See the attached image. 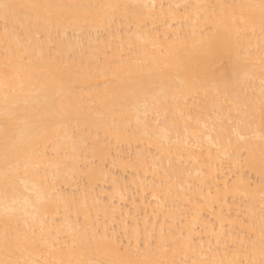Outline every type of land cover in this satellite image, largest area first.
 I'll return each mask as SVG.
<instances>
[{
  "label": "bare ground",
  "instance_id": "6f19581e",
  "mask_svg": "<svg viewBox=\"0 0 264 264\" xmlns=\"http://www.w3.org/2000/svg\"><path fill=\"white\" fill-rule=\"evenodd\" d=\"M14 3L34 5H75L79 7L48 9L37 7L34 13L43 18L50 11L61 15H71L74 19L83 21L92 19L101 13L111 10L100 9L97 5L128 6L119 11L141 14L145 18L158 17V30L152 28L150 22L135 41L136 50L133 53L134 63L121 64L120 53L126 51L129 34L115 31L101 38L100 44L89 43L85 36L79 42L73 57L71 68L66 67L67 59L58 60L53 52L40 55L35 44L29 46L21 36L20 43H5L3 25L0 23V172L4 168V145L7 137L19 135L20 130L28 125L38 123L41 114L53 104L62 111L70 113V122L64 121L66 130L60 133V144L64 158L70 161L82 162L96 159V165L103 169V175L96 178L83 174L77 168L76 174L67 172L69 180L64 183L65 196L71 207L66 213L61 207L59 214L49 211V222L56 217L55 227L59 235L44 237L49 245L43 242L36 247H29L33 258L64 264H248L249 260L260 259V238L264 227V186L259 177L264 174V47L261 46L259 33V13L247 7L259 4L260 0H9ZM175 4L187 5H232L224 13L216 11L217 15H244L251 18L257 28L254 35L241 38L242 70L245 76L242 99L233 102L234 95L228 92L229 99L217 100L210 92L204 102L203 116L220 105H226L230 110V119L245 122L249 131L241 146L244 154L242 173L250 186L246 187L245 195L233 197L223 191L224 180L231 176L227 172L228 164L220 172V179L212 184L195 188L199 181L197 172L206 166L204 157L207 151L201 153L198 148L190 147L198 132L195 123L187 127L181 124L168 129L159 137L151 140L143 137L141 140L123 138V128L129 124L136 126V119L144 120V111H129L128 102L123 96H105L103 94L104 75H91L97 63L108 66L111 71L106 73L109 78L126 81L127 87H134L135 79L174 76L169 67L179 60L187 58V49H181L172 39L166 40L172 29L162 23L168 6ZM147 6V7H145ZM155 6V7H153ZM163 6V7H161ZM193 17V24L199 18L200 26L211 11L208 8L192 7L188 10ZM169 24L172 21L169 19ZM176 26L173 25V28ZM190 27L185 26L184 32L189 41L193 38ZM79 31V30H77ZM199 33H197V36ZM78 39V38H74ZM111 41L105 44L104 41ZM35 49V51H34ZM231 62L227 68H221L220 73L230 74ZM133 75L130 76L129 73ZM219 75V74H218ZM70 76L79 77L85 82L99 84L100 88L86 89L80 95L69 94L65 81ZM89 77V79H85ZM118 91V90H117ZM239 91V89L237 90ZM224 94L222 93V96ZM131 101V98H127ZM134 102V101H132ZM224 114H228L225 111ZM151 116V112H149ZM25 122H28L26 125ZM59 127V125H57ZM75 129V132H73ZM200 142L207 149L205 137ZM163 145V151H158L155 145ZM87 146V147H86ZM200 157L196 164L190 157ZM39 161L40 157L37 156ZM218 162V161H217ZM195 165V166H194ZM227 173V174H225ZM219 196L222 199H218ZM163 192L164 195H160ZM154 194L159 200L153 199ZM199 196L205 203L201 205L200 218L194 233V241L189 245L188 233L182 230L191 220L188 208L189 199ZM241 200L244 203H241ZM115 209V213L113 212ZM238 213L239 219H238ZM68 216L65 220L64 217ZM37 216L32 208L21 211L16 219L11 221L15 226L17 220L23 228L25 219L29 221ZM114 217V218H113ZM98 223L101 234L106 224L109 233L113 228L130 232L138 221L143 228L148 221L149 231H155L156 243L147 241L139 248L137 241L130 235L124 240L123 248L117 251L105 244L99 235L93 236L84 232L80 226L85 221ZM221 223L233 238H242L245 246H233L230 240L217 243L215 233L221 231ZM153 226L154 229H153ZM5 227V219L0 215V235ZM163 234V235H161ZM251 236V240L248 239ZM202 237V239H201ZM21 240L24 237L21 232ZM52 241H55L54 243ZM131 241V243H129ZM3 252L0 250V257Z\"/></svg>",
  "mask_w": 264,
  "mask_h": 264
},
{
  "label": "snow or ice",
  "instance_id": "6c2138e0",
  "mask_svg": "<svg viewBox=\"0 0 264 264\" xmlns=\"http://www.w3.org/2000/svg\"><path fill=\"white\" fill-rule=\"evenodd\" d=\"M37 7L62 9L79 6H39L0 0V23L3 25L5 43L19 44L23 34L24 41L29 46L35 44L41 56L44 55L46 45L49 56H52L54 52L58 60L63 61L66 58L68 68H71L79 42L85 36L89 38V43L100 44L101 38L107 37L110 33L127 32L129 38L126 51L120 53L119 62L131 66L134 63L135 41L140 38L141 32L150 22L152 28L149 31L158 30L156 23L158 17L145 18L141 14L119 11L128 6L115 4L94 6L111 11L83 21L54 11H50L46 17L41 18L33 11ZM192 7L211 10L203 26H200L199 18L197 23L193 24L192 14L188 11ZM233 7L235 6L223 4L168 6L169 12L162 23L172 31L165 39H172L173 43L178 44L181 49H187V58L169 67V71L175 73L174 76L158 79L141 77L133 81L134 87L128 88L126 81L109 78L106 75L111 71L112 62H109L108 66L97 63L95 72L90 73V76L104 75L103 94L125 97L129 111L143 109L145 119L141 120L137 117L135 127L129 124L127 128H123L122 131L125 133L123 138L136 140H141L143 137L151 140L153 136L158 138L161 133L179 126L181 122L185 127L191 125L195 115L198 132L194 134L195 139L190 147L193 151L198 148L201 153L207 151V156L204 157L206 166L197 172L199 181L195 183V188L201 189L203 185L218 181L220 172L224 170L225 162H227V172H231V176L224 180L223 191L233 197L241 198L245 195L246 187L250 186L245 179L246 173L241 172L244 160L241 146L247 138L248 125L243 121L231 120L230 110L224 104L220 105V111L213 106L204 117V123L201 124L202 109L210 92L214 93L217 100L227 101L228 92L234 93L231 97L233 102H239L242 99L245 76L242 70L241 38L254 35L257 28L253 20L247 16L216 14L217 10L224 13L225 10ZM243 7L253 12L258 11V28L261 46L264 47V0H260L259 4ZM169 19L172 21L171 24L168 23ZM173 25L176 27L173 28ZM186 25L191 26L190 34L193 37L191 41L186 38L189 33L183 31ZM197 33H199L198 36ZM104 43H111V41L105 40ZM229 62L232 64L230 74L220 73L221 68H227ZM129 74L133 75L131 72ZM100 87L99 84L86 83L79 77L70 76L65 81V88L69 94L80 95L85 93L86 89ZM127 98H131V101ZM225 111L228 114H224ZM71 119L70 113L62 111L59 106L53 104L41 114L38 123L28 125V122H25L28 126L21 129L19 135L13 134L5 140L4 168L0 172V215L5 219L4 231L0 235V250L3 252L0 264H49L48 261L33 258L30 253L25 256V253L29 247L34 248L41 242L45 246L49 245L50 241L44 239L46 235L48 237L59 235V229L55 227L57 218L52 217L50 223L49 211H54L58 215L62 206L66 213L71 207L64 188V183L69 180L67 172L71 171L75 175L76 169L79 168L82 172L87 169V172L83 174L93 178L103 175V169L96 165L95 158L91 161L84 159L82 162L64 158L58 141L61 138L60 133L67 127L63 122H70ZM200 137H205L209 145L207 149L200 142ZM155 147L158 151H163V145L157 144ZM37 156L40 157L39 161L36 160ZM190 159L199 164V156L192 155ZM259 179L264 186V174ZM217 188V198L222 199L219 196V185ZM160 195L164 193L161 192ZM153 199L159 200L160 197L154 194ZM194 200L195 202L193 198L189 199L191 207L188 208V213L191 220L182 230L188 233L189 245L195 239L194 233L200 218L201 205L205 203L199 196H196ZM241 203L243 204L244 201L241 200ZM28 208L36 211L37 216L32 217L31 221L25 219L23 228L18 220L13 226L11 221L16 219L19 212L27 211ZM113 212L115 213V209ZM239 215L240 213H238V219ZM64 219L67 220L68 216L66 215ZM80 228L93 236L99 235L105 244L117 251L123 248L124 240L130 235L137 241L138 248L145 241L149 244L156 243L155 231H149L148 221H145L143 228L137 221L131 232L127 228L123 232L113 228L109 233L105 224L101 234L99 224L90 223L85 218ZM220 228L221 231L214 234L217 243L221 240H230L233 246L239 245L241 248L245 246L242 238H233L229 235L224 223H221ZM21 232L24 237L23 243ZM248 239L251 240V236H248ZM51 264H64V262L53 261ZM172 264L176 262L173 261ZM240 264L244 262L241 261ZM248 264H264V227H262L260 238V259L258 262L249 260Z\"/></svg>",
  "mask_w": 264,
  "mask_h": 264
}]
</instances>
